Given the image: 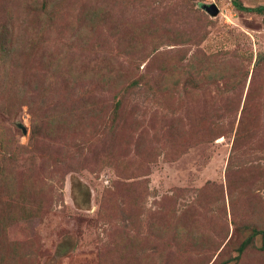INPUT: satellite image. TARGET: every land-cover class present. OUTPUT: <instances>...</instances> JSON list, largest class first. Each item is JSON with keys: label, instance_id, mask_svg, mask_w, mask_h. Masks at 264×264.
<instances>
[{"label": "rangeland", "instance_id": "rangeland-1", "mask_svg": "<svg viewBox=\"0 0 264 264\" xmlns=\"http://www.w3.org/2000/svg\"><path fill=\"white\" fill-rule=\"evenodd\" d=\"M211 4L216 15L203 8ZM21 6L13 0L3 15L13 31L21 22L35 26L29 65L49 80L29 89L30 104L0 109V130L24 145L33 121L47 134L32 152L37 159L15 166L29 174L24 185L36 187L39 214L25 217L16 194L0 189V218L5 211L23 216L1 232L0 264H264V240L253 234L264 230L257 98L245 111L258 122L247 149L233 147L249 84L264 72V14L231 0H58L46 12L25 6L26 16ZM224 51L249 72L240 103L217 119L195 117L201 102L191 115L193 95L172 94L170 74L183 58ZM67 68L73 77L63 74ZM94 102L101 107L95 124L105 111L96 129ZM212 119L224 136L211 137ZM44 150L50 162H40Z\"/></svg>", "mask_w": 264, "mask_h": 264}, {"label": "trees", "instance_id": "trees-1", "mask_svg": "<svg viewBox=\"0 0 264 264\" xmlns=\"http://www.w3.org/2000/svg\"><path fill=\"white\" fill-rule=\"evenodd\" d=\"M1 1V0H0ZM13 0H3L2 7L3 11L0 15V109L12 110L20 104H30L28 92L29 89L37 90L41 89V86L44 85L47 80V74L44 76L40 75L39 71L36 70V66H30L29 60L31 59V54H33L30 46L35 44L34 40L31 38V32L35 28L32 23L27 24L26 22L20 23L19 31H13L11 24L12 18H5V13L8 11L11 14ZM19 1V0H17ZM23 7L22 16H26L28 13L25 10V6L28 8L35 9L37 11H45L48 7H53L55 2L58 0H45L42 5H39V0H21ZM233 6L237 9L247 12H254L258 14H264V5H259L256 7H247L240 3L239 0H231ZM4 14V15H3ZM5 19H3V17ZM227 52H220L214 54L205 53H195L194 56H188L183 58L178 64H176L172 70L173 77V88L172 94L174 92L183 91L193 98L189 101L190 110L188 111L193 114L192 109L197 106H200L196 101H200L202 104L201 114L195 115V117L201 118L205 117L206 114L210 118L216 114V119L220 113L232 110L234 113L237 109L241 95L244 89L245 81L248 76V70H244V67L241 61H238L235 57L232 58L225 57ZM42 58L43 64L46 63L43 54H41L40 59ZM53 65V63L51 64ZM257 66L256 69L259 68ZM255 69V70H256ZM64 75L74 76L73 69L67 68L64 72ZM183 79V80H182ZM218 80H221L222 87H220ZM183 82V87H180V83ZM35 83V84H34ZM172 85V84H171ZM214 88V94L211 93V89ZM46 89V87H44ZM159 95L163 96L165 88L159 86L157 89ZM28 95V96H27ZM201 97L195 99L196 97ZM257 98L259 106L264 108V72H262L261 67L259 70V77L253 78L249 84V89L245 98V106L242 110L233 140L234 149H247L246 145L249 143L252 133L255 130L254 127L257 125V120H250L245 111L247 110L251 99ZM262 101V102H261ZM86 103V101H84ZM119 104L116 107V115L119 113L118 110ZM101 107L97 106V102H94V106L90 107L91 116L93 117V126L94 128L100 126L101 123H96L97 113ZM250 110V108H249ZM248 113V112H247ZM102 115V114H101ZM216 119L208 120L207 122V131L214 132L211 137L224 136L223 126H216L214 121ZM235 121V119H234ZM214 123L213 128L211 127ZM96 129V128H95ZM233 130V125L230 126V131ZM96 131V130H95ZM104 131V130H102ZM47 134V130H44L40 127V123L33 121L31 126V132L29 135L28 144L24 145L17 143L13 138V135L10 131L0 130V189L2 192L15 193V204L16 206L23 209V215L28 217L30 214L37 215L40 212L38 206L41 204H36L34 200L36 196H32V191H35L34 185H24L26 180H28L29 174L27 171L24 173V170H17L15 168L16 164L19 161L32 162L37 157H34L32 154L33 151H37L36 145L39 142L40 138H44ZM93 136H96L92 133ZM29 146L31 149H28ZM40 162L47 160L50 162L51 154L48 151L44 150V153L41 154ZM36 156H39L36 154ZM21 166V165H20ZM259 173V172H257ZM261 174H257L259 176ZM263 179V177H261ZM31 179V176H30ZM18 180V181H17ZM250 180H255L258 182V179L255 177H249ZM19 184L20 186H17ZM22 215L20 213H13L5 211L0 218V238L3 235L1 232L6 230V224L10 223L9 221H16ZM23 217V216H22ZM260 233L262 239L264 240V230L254 228L253 234ZM253 235L247 237L238 250L239 253H244L248 250L249 245L252 243ZM5 241V239H4ZM3 246V239H0V251ZM263 247V246H262ZM261 247V248H262ZM264 249V247L262 248ZM226 262H221L220 264H225Z\"/></svg>", "mask_w": 264, "mask_h": 264}, {"label": "water", "instance_id": "water-1", "mask_svg": "<svg viewBox=\"0 0 264 264\" xmlns=\"http://www.w3.org/2000/svg\"><path fill=\"white\" fill-rule=\"evenodd\" d=\"M203 8L211 15H216L218 13V9L214 4H211L209 6H203Z\"/></svg>", "mask_w": 264, "mask_h": 264}]
</instances>
